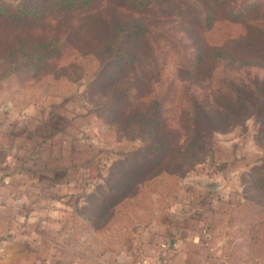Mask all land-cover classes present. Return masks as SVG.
<instances>
[{
    "label": "rangeland",
    "instance_id": "374dc122",
    "mask_svg": "<svg viewBox=\"0 0 264 264\" xmlns=\"http://www.w3.org/2000/svg\"><path fill=\"white\" fill-rule=\"evenodd\" d=\"M155 1L135 11L126 0L64 14L46 9L35 24L0 18V264H116L114 252L147 249L169 232L183 206L203 226L195 264H264V122L229 119L206 146H193L190 119L198 105L219 114L233 85L248 93L264 86V59L195 67L189 27L209 49L242 27L220 13L207 33L189 19L205 12L203 0ZM231 1L264 24V0ZM133 24L153 34L150 44L142 40L136 65L122 62L101 79L85 55L102 49L113 26ZM21 50L44 52V63L14 71ZM118 93L120 109L110 112ZM155 100L163 113L141 129L132 118ZM160 139L169 141L157 160L138 154Z\"/></svg>",
    "mask_w": 264,
    "mask_h": 264
},
{
    "label": "trees",
    "instance_id": "16d2710c",
    "mask_svg": "<svg viewBox=\"0 0 264 264\" xmlns=\"http://www.w3.org/2000/svg\"><path fill=\"white\" fill-rule=\"evenodd\" d=\"M98 0H25L18 3L16 7L0 2V18L7 21H14L15 23L28 22L29 18L33 23H37L39 19L43 18L46 14V9L50 12H61V14L68 11L79 12L87 10L93 6ZM131 4V8L134 11L137 9H145L151 7L150 0H126ZM173 0H156L155 4L158 6L167 5ZM203 8L205 12H196L189 19L201 24L203 29L207 33L211 32L219 20H216L215 15L220 13L224 14V18L220 21L235 26H241L243 32L235 37H230L226 42H220L219 47L209 49L205 44L206 40L200 36V32L192 27H189L186 31L192 37L197 52V58L193 65L198 67L205 59L208 62L214 64L216 61L225 60L230 64L244 63V65H257L261 66L264 59V24H252L251 14L247 12L237 13L234 9V3L231 0H203ZM259 3H253L250 7L255 10ZM132 11V10H131ZM30 23V22H29ZM153 35V34H152ZM152 35L150 32L144 29L141 24H133L128 26H113V33L110 40H108L102 49L91 55H85V57H92L98 64V76L101 79H107L112 77L113 69L115 65L125 62L128 66H134L138 63L140 52L139 48L142 47V40H146L147 45L151 42ZM234 38V39H233ZM140 40L138 44L135 42ZM131 47H130V46ZM153 45V44H152ZM143 48V47H142ZM48 51V50H47ZM21 57H25V60L14 71H20L26 66L31 65L35 67L38 64L44 63L42 54L33 56L32 53L26 51H20ZM22 57V58H23ZM183 66V65H182ZM264 69V66H263ZM211 67L208 68V72ZM232 98L227 107L218 108L219 114L210 115L209 112L204 110L202 106H196L191 112V124L193 126L194 139L193 146H197L199 143L202 146H206V140L212 138L214 133L218 132L220 126L227 124L229 119H242L243 115L253 116L257 121L264 122V86L260 85L255 87L251 93L243 91L236 85L231 88ZM123 93H118L113 96V100L119 102L116 107L111 108L110 112H115L116 109H120L121 99L124 98ZM138 112L132 118L134 120H142L143 127H151L154 118L158 119L160 114L163 113L161 100L151 101L149 104L144 105L137 110ZM169 139H160L155 141L149 146H144L139 150L138 154L148 159L150 157L155 158L167 149ZM181 150V154H182ZM152 159V160H153ZM152 162V161H151ZM151 162L147 165L150 166ZM262 164L260 168L264 166V157L260 161ZM113 204H111V207Z\"/></svg>",
    "mask_w": 264,
    "mask_h": 264
},
{
    "label": "crops",
    "instance_id": "0c3cea01",
    "mask_svg": "<svg viewBox=\"0 0 264 264\" xmlns=\"http://www.w3.org/2000/svg\"><path fill=\"white\" fill-rule=\"evenodd\" d=\"M184 208V209H183ZM187 206L179 208L175 218V226L166 232L163 237L149 244L147 249L133 245L132 251L124 247L116 256V264H124L129 259L131 264H195L196 256L194 250L203 247V234L200 216L196 217L187 212ZM198 223L200 230H195ZM200 252V251H199ZM95 264V263H94Z\"/></svg>",
    "mask_w": 264,
    "mask_h": 264
}]
</instances>
